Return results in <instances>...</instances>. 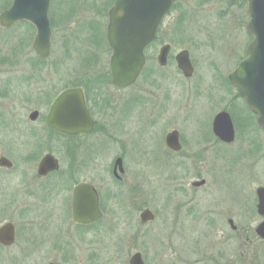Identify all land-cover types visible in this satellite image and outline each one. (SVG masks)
Instances as JSON below:
<instances>
[{"label":"rangeland","instance_id":"obj_1","mask_svg":"<svg viewBox=\"0 0 264 264\" xmlns=\"http://www.w3.org/2000/svg\"><path fill=\"white\" fill-rule=\"evenodd\" d=\"M10 1L0 0V13L10 6ZM113 1L51 0L54 23L51 20V53L46 59L32 49L35 29L24 23L9 30L0 29V156H10V150L15 154V149L34 147L36 139L19 137L14 129L28 124L30 112L42 104L36 95L38 89L57 90L89 75L105 78L110 53L104 36L107 11ZM248 19L246 0H183L164 19V34L146 51L145 69L131 91H126L131 95L146 89V94H142V102L147 101L146 115L131 116L127 124L119 127L127 133L139 132L154 142L159 141L161 131L174 129L185 138L188 134L190 139H184L180 153L186 157L179 158L173 171L144 164L145 170L140 174L145 187L134 195L140 199L135 205L141 209L132 206L131 212L139 214L148 208L156 218L144 228L143 238L134 234L133 223L124 224L120 198L110 201L115 227L102 225L98 240L92 233L82 236L81 244L88 249L84 250L88 264H127L133 253L141 251L147 256L146 264H264V241L254 238L255 227L261 221L256 213L255 190L264 188V133L227 81L229 73L245 57L250 41L245 29ZM162 39L172 45L168 65L163 69L152 58H156ZM182 50L188 51L193 66L189 78L177 69L173 59ZM162 100L166 105L172 104L173 112L160 110ZM41 109L46 111L47 106ZM151 110H158V114L149 116ZM221 110L231 112L235 125L240 123L239 118L247 126L240 128L234 150L230 146L218 151L219 146L211 139L212 146L203 153L204 144L196 143L197 132L207 136L213 117ZM172 117L176 118L169 124ZM151 119L156 125L143 129L144 123L153 124ZM37 145L47 150L45 145ZM114 145L115 142L111 147ZM256 146L258 152L252 150ZM110 150L112 156L100 157V164L116 158L118 150ZM129 173L131 182L136 183L132 168ZM200 180H204V186L193 189L191 183ZM20 189L21 183L14 175L0 170V199L11 200L3 202L9 207L0 214V225L8 221L14 224L17 219L15 208L21 204H14V193ZM110 189L115 195L121 193L117 185ZM53 198L59 213L63 204ZM51 205L44 210L33 206L27 213L32 216L49 212ZM228 219L238 228L236 233L231 231ZM118 243L123 245V251L117 249ZM19 247L16 242L14 249H0V264H22L24 254L22 251L21 257L18 255ZM161 252L164 262L159 260Z\"/></svg>","mask_w":264,"mask_h":264},{"label":"flooded vegetation","instance_id":"obj_2","mask_svg":"<svg viewBox=\"0 0 264 264\" xmlns=\"http://www.w3.org/2000/svg\"><path fill=\"white\" fill-rule=\"evenodd\" d=\"M182 1L173 3L169 12L176 10L177 5H179ZM13 2L14 0L10 1V6H8L5 10L9 9ZM114 2L115 0L113 1V4ZM108 12L109 10L107 11L106 29L108 25ZM167 15L168 14H166V16L162 19L156 31L154 40L144 50L145 65L148 60L146 56L148 53L146 54V51L148 52L149 49L154 47L152 45L155 44L159 36L164 31L162 29V23ZM48 19L52 32L51 20L53 23L54 20L52 14H50V5L48 8ZM21 23L27 24L33 30L35 29L34 25L26 20L16 21L10 27L0 26V29L9 30L13 28L14 25ZM173 23L175 24V22ZM104 39L111 57L112 52L107 43L106 30ZM165 45H169L170 51L167 56L166 65L160 66L158 64L157 57L161 48ZM171 50V43L162 39L159 44L156 58L152 55L153 60H156L159 68L163 69L168 65V57ZM175 56L173 58L174 61ZM38 57L40 56L38 55ZM145 65L134 83L121 88L115 87L112 84L108 62V72L103 79H99L94 76L89 77L91 76L89 75L79 83L63 85L57 90L52 89L53 87H51V89H44V87H42V89L37 90L36 95L41 100L42 104L37 105L39 102L37 99L36 105L39 108L30 112L28 115L29 123L23 124V128L17 126L14 129V134H18L19 137L28 135L36 139L34 147H31V149H15V154L14 151L10 150V156H0L6 158L11 163V166L7 168H2L0 166V170L6 173H11V175H14V178L21 183V189L19 191L16 190L14 193V204H21L15 208L17 219H14V224L8 221L0 225V228L7 223L13 225L14 237L10 245L0 243V249H14L16 242H19L20 247L18 248V255L21 257L22 251L24 254V259L20 262L22 264L30 262H32V264H88L89 259L85 254L88 249L83 248L81 244L82 236L87 233H92L94 238L98 240V234L102 225L105 227H109L110 225L113 228L115 227V216L113 215V212L109 211V204L111 200L115 198L118 199V197L123 202V212H121V214L123 215L122 220L124 224L130 226L131 223H133L134 226H136L134 234L140 235V238L145 236L144 228L147 224L152 223L155 220L156 217L154 213L153 221L144 223L140 219V215L143 210L148 208L142 209L139 214L131 212L132 206H137L135 204L140 203V199L135 198V193L140 192L142 186L145 187L140 174L145 170L144 164L149 163L150 166L160 168L159 170L163 169L162 171L175 170L179 165V158L184 159L186 157L185 153L180 155L181 150L185 146L184 139H190L187 133H185L187 134V137L185 138L182 133L171 129L167 133L161 131L159 141L154 142L150 138L139 135V132L127 133L125 131L126 129L122 131L119 127L120 125L127 124L131 116L146 115V111L148 110L147 101L144 103L142 102V97L145 96L142 94H146V91H144L146 89L140 90L139 93L131 95L129 92H126L136 85L145 69ZM81 71L82 69L78 70V72ZM229 87L235 90V97L237 100L243 101L245 107H247L242 95L235 88V86L229 83ZM69 90L79 92V97H77L76 100L79 102L81 109H83L80 110L78 117H76V132H68L67 130L69 128H66V126L63 125L62 122L64 120H61V118L58 127L59 130L48 124L52 104L57 97ZM119 92L126 93L123 95L119 94ZM46 106V111H43L41 108ZM158 106L160 110L165 109V113L170 111L173 112L171 108L172 104L167 103L166 105L163 100ZM156 108L158 109V107ZM221 112L228 113L226 110H221L217 114ZM33 113L36 114L34 119L31 118ZM153 113H156V111L151 110L149 116H152ZM229 113L233 128L232 135L228 136L227 134V138H230V140H224L214 133L213 123L217 114L213 117L210 123L207 136L202 134L200 130L197 132L196 139L198 138V140L196 143L197 145L202 146L204 144L202 147L203 153L208 151L210 146H212L210 144L211 139L216 141L214 144L215 146H219L217 149L218 151L222 148L228 149L230 146L232 147L231 150L235 149L234 144L237 140V134H239L238 132L241 127L246 128L245 126H247V123L238 118L237 120L240 123L235 125L233 116L231 112ZM157 114L158 110L156 115ZM146 118L149 119L148 117ZM175 118L176 117H172L169 124H172ZM251 119L254 120V123L257 124L258 128L264 133V130L258 125L257 117L253 115L251 116ZM150 122L153 124L144 123L143 129L156 125L153 122V119H151ZM171 132H177L178 134L177 147L179 148L176 150L169 147L167 142V136ZM119 134H121V136H118ZM114 142V147H111V144ZM37 143L45 145L47 150H45L44 147L37 145ZM17 145L24 146L23 143H19ZM137 147L139 150H136ZM111 148H113L116 152L118 150L116 158L113 156L110 163L100 164V157L106 158L108 156H112L110 154ZM255 149H257L258 152L257 146L252 150ZM114 151L112 152L116 153ZM46 156H51L54 160H56L57 164L50 165V168L45 172V174H40V162ZM134 160L136 161L135 164L129 165L130 161L133 162ZM102 161H104V159H102ZM130 168L133 169V180L137 181L136 183L131 182L132 178L129 173ZM201 181L204 180L192 182V188L198 189L203 187L205 183L199 186L196 185V183ZM114 185L121 188V193H119V195H115V193L110 189V186ZM79 186H85L88 192L97 199V208L100 212V217L92 222L80 223L73 219L74 193L75 189ZM36 190L39 192H36ZM32 192L37 194L36 197L30 195ZM54 196L57 198L58 202H61V205L63 204L62 211H59V213L57 211L58 207L54 206ZM1 197L3 196L0 195V198ZM5 200H8L7 202H11L10 199H0V214L4 213V208L6 210L9 207L8 204L7 206L4 205L3 202ZM58 202L55 203L58 204ZM257 203L256 196V213L260 220H262V217L257 212ZM50 204L52 205L49 212L41 211L40 213L33 214L32 216H29L27 213L33 206H37V208L40 207L44 210L46 206ZM51 209H54V211H50ZM137 209L140 210L141 207L137 206ZM106 216H108V218H106ZM230 220L231 219H228L227 223L231 231L236 233L238 228L234 226L233 221L231 224ZM105 227L102 229H105ZM254 238L259 240L256 236ZM46 242H51V245L47 246ZM118 244L119 246H117V249L123 251V245L121 243ZM115 248L116 247H113V249ZM135 253H139L142 263L146 264L147 256L145 252L141 251ZM135 253L130 256L127 264H130V259ZM84 255L86 256V259ZM159 260L163 261L162 252L159 255Z\"/></svg>","mask_w":264,"mask_h":264},{"label":"water","instance_id":"obj_3","mask_svg":"<svg viewBox=\"0 0 264 264\" xmlns=\"http://www.w3.org/2000/svg\"><path fill=\"white\" fill-rule=\"evenodd\" d=\"M181 0H115L108 12L106 29L107 43L112 52L109 61L111 82L115 87H125L136 81L145 65V48L154 40L158 26L164 16L171 10L173 3ZM50 0H14L10 9L0 15V26L10 27L14 22L26 20L36 28L32 49L41 57H48L51 49V29L48 19ZM249 20L246 31L251 41L246 47L247 56L229 74L228 79L244 98L249 110L256 115L258 125L264 130V0H247ZM169 45L161 48L157 57L160 66L166 65ZM178 70L187 78L192 76L193 66L186 50L175 56ZM79 92L69 90L62 93L52 104L48 124L59 130L60 118L68 132H76V117L81 107L77 102ZM87 115V114H86ZM35 113L31 115L34 119ZM61 123V124H62ZM213 131L224 140L232 135L233 128L229 114L221 112L216 115ZM177 132L167 136L169 147L178 149ZM57 164L51 156L40 162L39 173L45 174L50 165ZM0 166L10 167L11 163L0 157ZM204 181L196 183L202 185ZM257 212L263 221L255 228V234L264 240V188L256 189ZM100 217L97 199L85 186L75 189L73 202V219L88 223ZM142 222L154 219L148 209L140 215ZM232 224V220H230ZM234 228V227H233ZM13 225L7 223L0 228V243L10 245L14 237ZM130 264H143L139 253L133 255Z\"/></svg>","mask_w":264,"mask_h":264}]
</instances>
